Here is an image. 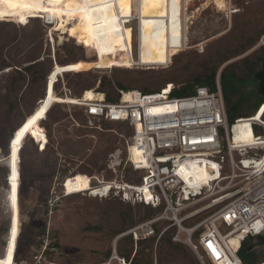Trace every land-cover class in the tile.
Returning <instances> with one entry per match:
<instances>
[{"label":"rangeland","instance_id":"rangeland-1","mask_svg":"<svg viewBox=\"0 0 264 264\" xmlns=\"http://www.w3.org/2000/svg\"><path fill=\"white\" fill-rule=\"evenodd\" d=\"M8 1L11 2L12 0ZM82 1L83 0H77L76 2ZM182 1L184 8L183 15L187 16L185 34L186 38L188 37L186 41V43H188L184 46L182 51L179 50L177 53L180 54L183 52L181 54H185L187 51H191L189 57L192 59V63H198L204 58V56L209 54V52L216 50L219 45V42L216 40L225 34L226 31L230 30L234 24L235 15L230 13V8L238 10L240 5H238V2L235 0H224L226 6L219 9L215 0H190L186 3L184 0ZM245 1L249 2L248 4L253 7V10H256L255 8L260 5H263V3H260L259 5L258 0ZM133 4H135V2H133ZM45 5L51 7L53 2L45 0ZM62 5L63 4L61 3V6ZM144 6L145 9L143 10V15L148 16L144 21V30L147 31L148 39H146V42L143 44L142 58L146 61H163L167 59V55H170L169 61H171V59L174 61L175 54L177 53H166V46L169 45V48H172L173 45L174 47L177 46L178 33H176L171 40L166 39V37L168 35V29L179 19L178 10L181 6L180 0H162V2L159 3H144ZM126 10L127 33L132 52L136 55L138 46L134 33L130 29L129 6H126ZM46 13L47 12L45 11L41 12L40 14H42V16H38L40 19L30 20L29 24H31V26L29 27V32H26V34L21 31L20 28L16 31L13 27H10L9 31L6 32L7 34L13 35L16 32L19 37L18 40L14 42L12 41V43L3 50L4 56L11 62L24 63L30 58L38 55H41V58H46L48 61H54L55 58L60 60L65 59V52L62 51L64 50L62 43H64V41L66 42L70 37L68 36V33L64 32L61 35L60 31L53 30L52 36L54 40L51 41V26L46 23ZM3 14L9 16L10 10H4ZM16 18L21 20L17 16ZM76 19L77 21H75ZM76 19L71 21L68 30L71 28H81L82 24L80 23L79 18ZM14 20L15 19L12 21ZM27 20L28 17L18 22L23 23ZM236 24H239L237 19ZM96 25L94 30L90 28V34L92 48H95V54H97L98 57H96L94 62L90 60L85 65V70L90 69L89 71L95 74L94 79H96V81L104 75L108 76L112 81L125 78L126 82L131 81L134 76H139L140 74H144V76L147 77L158 76L163 73L164 66L171 64L168 62L164 66L152 67H148L147 65L139 66L136 64L128 66L127 64H124L123 61L127 59L128 53L122 43L120 30L118 32L119 36L117 37L120 45L117 47V39L112 35L101 37L97 32ZM60 36H62L61 40ZM73 40L78 43L76 39ZM1 41L2 39H0V42ZM4 43L5 42L2 41L0 44ZM256 45L252 46L244 53L231 58L228 62H232L249 54L250 51L254 50ZM92 50L93 49L91 48H85L84 54L91 58L93 57ZM202 51L205 53H201ZM96 61L98 66L102 69L93 68L96 67V65H94L96 64ZM61 82V85H49L48 89L52 90L55 89V87H63L69 94L64 86L66 83L65 77L61 78ZM96 86L97 82L92 84V88L90 89H94ZM255 87L256 84L251 83L237 84L235 93L231 96L233 101H235L238 96L254 90ZM170 88H172V84H167L165 86L166 90ZM101 90L110 92L112 96L120 95L116 89L114 91L109 90L108 88ZM211 91H214V89ZM82 92V90H78L75 94L73 93L71 95L74 97H80ZM58 95L60 94L48 96V94L45 93V96L39 100L37 105H33V99L29 98L26 101V105L35 106L36 108L31 114H29L27 106L25 104L21 105L23 116L28 115L23 125L18 126L17 118L15 117L11 118L10 121H7L5 112L0 110L1 224L5 223L4 218L6 217L7 204L10 203L12 208L11 230L4 251L0 243V253L3 251V254L0 256V264H8L9 259L10 264H34L38 262V260H42V258H40V252L45 248L44 246L46 242L47 245L49 244L51 236L52 238L54 236V239H56L60 245L59 253L53 256L52 264H102L107 262L113 252L115 246L114 239H116L118 235H121L118 234L116 237L114 236L116 231H118L122 225L121 213L128 209V204L117 197H92L93 193L91 194L88 191L93 188V186L99 185V183L102 182V180H100L102 178L104 180H123L122 170L125 166L127 156V129L123 128L119 131L115 124L108 126L109 128H104L102 124L103 121L100 122L97 120H92L90 127H88V118L85 120L81 113L83 108L78 105L74 107V104L71 103L55 102L54 97ZM50 97H52V99H50ZM52 106L53 108L51 109ZM259 113H261V111ZM47 114L48 120L45 122V126L43 124L38 125L37 121L40 120V116L46 117ZM258 118L259 116L256 115L255 119ZM33 122H35L36 125L46 133V147L42 151L39 149L41 138L36 136L31 125L35 124ZM229 122H231V120H229ZM73 125L74 127L78 126L79 134L77 133L76 135H78L81 140L83 139L81 136L82 131L80 130L82 129L81 126L92 129L94 128L101 133L91 132L89 133V137H92L95 142L100 137L106 142V145H112L114 149L106 152L99 162L97 158H95L98 150H94V146H88L85 149V153L79 155V152L73 148L74 142L72 144L71 141L69 142L65 139L67 131L70 132L71 135H73V133L75 134ZM16 126H18L16 138L14 141H9L8 134L10 128ZM99 126L101 127L100 130L98 129ZM44 127L48 128V131H50L49 136ZM243 127H246V124H238L236 130H243ZM121 134L123 137H121ZM235 135L238 137V133ZM73 136L75 138V135ZM76 141L78 142L80 139H76ZM10 142L11 146L9 145ZM137 150L138 149L135 147L131 149L132 157L140 155ZM223 153H225L224 146ZM3 167H6V169L8 168L9 170L7 182L5 181L6 170H4ZM62 167L69 168V172L71 173V175L66 177L63 181L57 173L58 168ZM98 173L101 175L99 179L93 177ZM141 173L143 174L144 172ZM92 177L93 179H91ZM89 182L91 186H88ZM132 183L137 184L139 182L132 181ZM79 191L83 192L75 194L74 199H64L66 192L71 194ZM60 200L62 201L59 202ZM56 202L59 203L58 207H55ZM19 203L23 206H28L30 209L32 208V210L35 208L38 209L33 220L35 225L46 221L48 227L50 226V230L46 227V230H49V238L48 235L45 234V237H43L42 240L41 250L36 255H33V252L36 249L35 242L38 238L35 235L37 228L28 226V228H25L24 230L22 235L23 238L17 250V256H15L17 239L21 229ZM44 204L48 207L47 215L41 211ZM203 214L204 213L185 221L184 224L190 225L195 223L198 219L203 217ZM164 223L165 222H161L159 225H164ZM14 229L15 235H13ZM234 241L237 243V240L234 239ZM110 243L112 244V252L107 260L104 261L106 257L102 251L106 249L107 245ZM243 243H245V241H243ZM9 252H11L10 258ZM245 257L251 264H256L251 256L245 254ZM183 260L184 259L181 257L176 258L173 264H181L184 262ZM200 264L203 263L200 262ZM204 264H210V262L205 260Z\"/></svg>","mask_w":264,"mask_h":264},{"label":"trees","instance_id":"trees-1","mask_svg":"<svg viewBox=\"0 0 264 264\" xmlns=\"http://www.w3.org/2000/svg\"><path fill=\"white\" fill-rule=\"evenodd\" d=\"M235 1L238 2L240 8L232 12L235 15L234 24L232 25L230 30L226 31L225 34H223L218 38V40H216L217 42H219V45L217 46L215 51L209 52V54L204 56V58L198 63H192V59L189 57L191 51H187L185 54H181L183 52H181L180 54L177 53L175 54L176 56L174 55V61H172L171 59V64L164 66V64H167L169 62L170 55H167V59L163 61H146L142 58L143 44L146 42V39H148L147 31L144 30V21L145 18L148 17L143 15V10L145 9L144 0H131L129 6L130 29L134 33V37L138 46L136 55H134L132 52L130 40L127 33V14L124 16H120L118 11L119 6L113 4L112 10L109 12V19L111 20L112 18V12H115L116 15L119 16V19L116 21L115 25H104L102 28H97L96 24H98V22H93L89 26L82 25L79 29L71 28L65 32L68 33L70 39L62 43L64 48V50L62 51L65 52L64 60L55 58L54 61H48L46 60V58H41V55H38L36 57L30 58L24 63L11 62L7 57L4 56V48L8 47L12 43V41L14 42L19 39L16 32L14 33V35L7 34L6 32L9 31L10 27H13L16 31L20 28L21 31L26 34V32H29V27L31 26V24H29L30 20L40 19V17L38 16H42V14L37 16L29 15L30 17L28 16V20L26 22L20 23L18 21L21 20L17 19L14 14V10L20 4V0H12L11 2L8 0H0V39L5 42L4 44H0V110H3L5 112L7 121H10L11 118L15 117L17 118L18 126L23 125L28 115L23 116V112H21V105H26V101L29 98L33 99V105H37L39 100L43 96H45V93H47L48 96L61 94L63 92L62 87H55V89L49 90L48 86L51 84L54 86L57 84L61 85L62 77H65L66 83L64 84V86L66 87L70 95L73 93L75 94V92L78 90L84 91L86 89H90L92 88V84L97 82V86L96 88H94V90L104 93L105 100L112 102L117 101L120 95L118 94L117 96H112L110 92H106L101 89L108 88L112 91H114L115 89H137L141 92L148 93L158 91L161 88L165 89V86L167 84H172L173 88L171 89L169 94L175 97H182L193 94L197 86H207L209 87V89L215 90V80L218 75L228 121L231 120L232 123L235 118L254 115L260 104L264 103V44H259L260 37L264 35V0H258L259 5L260 3H263V5L256 7V10H253V7L249 5V2H246L245 0ZM133 2H135V4H133ZM61 3L63 4L62 6ZM65 4V0H61L59 3L60 7H63ZM6 9L10 10L9 16H5L3 14V11ZM125 11L127 13L126 8ZM10 19L15 20L12 21ZM236 19L237 21H239L238 25L236 24ZM103 23L99 24L103 25ZM95 25L97 32L101 37L111 35L114 36L118 41L116 43L117 47H119L120 45L117 38L119 36L118 32L120 30L122 43L127 49L128 53L127 59L123 61L124 64H127L128 66H132L131 64H137L139 66L147 65L148 67L162 65L164 66L163 73L159 74L158 76L150 77L144 76V74H140L139 76H134V78L129 82H126L125 78H120L112 81L108 78V76L104 75L96 81V79H94L95 74L89 71L90 69L85 70V65L88 61L92 60L94 62L96 60V54L94 48H92V39L90 34L91 29L94 30ZM113 27L118 29V32L112 31ZM101 33H103V35H101ZM73 39H76L78 43L74 42ZM70 41H72L73 43ZM255 45L256 47L254 48V50L250 51L249 54H246L245 56L232 62H228L231 58L244 53L249 48ZM172 47H174V45ZM85 48L93 49V57L89 58L84 54ZM203 52L204 51H202L201 53ZM54 62L63 74L60 75L58 73ZM96 68L102 69L98 66L97 61ZM240 83L256 84V87L254 90L244 95L238 96L237 99L233 101L231 96L235 93L237 84ZM26 106L29 110V114H31L36 108L35 106ZM53 106L51 107V109L53 108ZM74 107H76V105H74ZM82 110L81 113L83 115V118L86 120L88 116L86 115L84 110ZM262 119H264V113L262 115ZM47 120L48 114L46 117L40 116V120L37 121V123L38 125L43 124L45 126V122ZM243 120L247 119H242L241 121ZM102 124L104 128H109L108 126H112L113 124H115L119 131H121V129L123 128L127 129V136H130L132 134V128L128 125L127 122L123 121L114 123L103 120ZM18 126L10 128L8 134L9 141L13 135L14 136L12 139L13 141L15 140L18 133ZM77 127L78 126L73 128V130L75 131V134L73 133V135H75V138L73 135H71L70 132L65 130L67 131L65 139H67L69 142L71 141L72 144L74 142L73 148L79 152V155H83L85 153V149L88 146H94V150H98L96 154L97 157L95 156V158H97L99 162L106 152L112 151L114 149L112 145H106V142L103 141L100 137L96 142L92 139V137H89V133L91 132L101 133L94 128L92 129L81 126V136L83 137V139L81 140V138L76 135L79 131ZM44 129L47 130V135L49 136L50 131H48V128L44 127ZM235 132L238 133L236 129ZM249 138L251 137L249 136ZM76 139H80V141L77 142ZM133 158L135 160H139L141 156L137 155ZM3 169L6 170L5 181L7 182L9 170L8 168L6 169V167H3ZM122 171L123 180L129 182L141 181L140 175L142 173L134 171L130 162L125 163ZM57 173L59 177L62 178V181L66 177L71 175V173L69 172V168L67 167L58 168ZM93 177L99 178L101 177V175L98 173ZM93 177L91 179H93ZM88 186H91L90 182L88 183ZM75 194L80 193L66 194L64 196V199L72 200L75 198ZM92 197L98 196L92 195ZM61 201L62 200H60L59 202ZM126 203L128 204V209L121 213L122 225L119 230L116 231L114 235L115 237L118 234H122L123 232L132 228L133 226L152 218L162 209V205L153 208L150 205L142 202L135 204H131L130 202ZM58 205L59 203L56 202L55 207H58ZM41 211L42 213L47 215V205L44 204ZM37 212L38 209L35 208L32 210V208L30 209L28 206H23L21 203H19L21 229L19 237L17 239L15 256H17V250L23 238L22 235L24 233V230L25 228H28V226L37 228L35 235L38 238L35 242L36 249L33 252V255H36L41 250L42 240L43 237H45V234H47L49 238L48 232L50 230V226L48 227L46 221L38 225H35L33 223ZM11 218L12 209L10 203H8L6 206V217L4 218L5 223L1 224L0 222V243L2 245L3 251L8 242V236L11 227ZM161 222H165L164 225H159V223ZM168 224H170V221H157L154 224L153 235L147 237H139L135 241L131 234L118 235V237L114 239L117 254L125 258L126 260H130V264H173L175 259L179 257L184 259V262L181 264H200L197 256L187 245L172 240L173 234L176 230L175 226H170L158 237L163 227ZM46 227H48V231L46 230ZM50 239L51 241L49 242V244L45 246V248L40 252V258H42V260H38V262L34 264L53 263V256L59 253L60 245L58 244L56 239H54V236L53 238L51 236ZM234 239L232 238L230 240L233 246L237 244ZM263 244L264 238L259 236L258 234L249 236L245 240V243L242 242L241 246L236 250L238 257L240 256L239 259L241 263L251 264L245 257V254H247L254 259L256 264H259L260 261V263L264 264V252L262 251ZM3 251L2 253H0V256L3 254ZM102 252L106 257L104 261H106L112 252V244L110 243L109 245H107L106 249H104ZM210 264L212 263L210 262Z\"/></svg>","mask_w":264,"mask_h":264},{"label":"built area","instance_id":"built-area-1","mask_svg":"<svg viewBox=\"0 0 264 264\" xmlns=\"http://www.w3.org/2000/svg\"><path fill=\"white\" fill-rule=\"evenodd\" d=\"M230 9V13L236 10ZM259 44H264V35ZM215 81L214 91L197 86L193 94L182 97L170 96L172 85L168 90L148 93L118 90L120 97L112 102L106 101L103 93L102 99H78L71 104L83 108L88 127L92 120H106L124 121L132 128L126 140V162L134 171L144 172L135 184L142 191L127 186L117 194L114 179H110L103 181L106 184L99 186L96 194L131 204L142 202L153 208L162 205L158 214L121 235L131 234L134 241L151 236L154 224L167 220L170 224L158 237L175 226L172 240L187 245L201 263L208 260L212 264H242L237 248L249 236L259 234L264 225V103L254 115L235 118L231 123L218 75ZM242 119L249 121L251 138L236 140L235 129ZM132 147L138 149L139 160L132 157ZM200 166L210 174L205 181L191 172ZM202 213L195 223L184 224ZM234 236L238 239L235 246L230 242ZM213 248L218 256L213 254ZM105 264H130V260L119 256L114 246Z\"/></svg>","mask_w":264,"mask_h":264},{"label":"bare ground","instance_id":"bare-ground-1","mask_svg":"<svg viewBox=\"0 0 264 264\" xmlns=\"http://www.w3.org/2000/svg\"><path fill=\"white\" fill-rule=\"evenodd\" d=\"M61 0H59L58 3H53V5H51V7H48L45 5V0H20V4L18 5V7L14 10V14L15 16H17L18 18L21 19V17H23V19L27 18L29 15H40L41 12H44V9H48L45 15V17L47 18L46 23L50 24L51 26V41L54 40L53 36H52V31L53 30H58L60 31V34L62 35L64 32H66L68 30L69 24H71V21L79 18V21L82 25L85 26H89L90 24H92L93 22H98V23H103V19H102V14H98L95 12H90L91 15V21L89 20L88 14H86L84 11H81V9L85 8V5L83 4V2H76L77 0H68L66 1V4L63 7H60L59 3ZM190 0H184V2H188ZM48 3V2H47ZM183 1L180 0V4L181 6L179 7V19L177 22H175L173 25H171V27L168 29V35L166 37V39L171 40L173 38V36L178 33V44L176 47H172L169 48V45L166 46V53H177L179 52V50H182L184 48V46L188 43H186L187 38H186V34H185V27H186V21H187V16L183 15V5H182ZM215 3L217 5V7L219 9H222L223 7L226 6V2L224 0H215ZM50 4V3H49ZM101 5L99 4H92L89 5L88 8L89 10L92 8H96V7H100ZM45 14V13H44ZM77 21V19L75 20ZM50 32V31H49ZM188 33V32H187ZM62 36H60V40H61ZM94 51L96 53V50L94 48ZM96 57H98V55L96 54ZM55 63V62H54ZM96 65V64H94ZM56 69L58 71V73L61 75L63 74L62 71L59 69V67L56 65ZM96 68V67H93ZM63 92L54 97L55 102H61V103H77L79 100H84V101H90V100H94V99H102L103 98V93L102 92H97L94 89H86L82 92L80 97H74L71 96L70 94H68L66 92V90L62 87ZM50 99H52V97H50ZM261 113H258L257 116H260ZM239 124H246V127L243 128V130H236L238 131V137H236L235 135V139H250L249 136L252 134L251 133V127L249 124L248 120H243L241 121ZM34 132L36 134V136L41 138V142L39 143V149L42 151L44 150V147L46 145V133L44 131L41 130L40 127H38L36 124H31ZM248 137V138H247ZM251 137V136H250ZM133 148V147H132ZM131 148V149H132ZM130 149V151H131ZM192 174L195 177L198 178H202L204 179V181L206 180V178L210 177V174L207 170H205L203 167H196L195 169H192ZM188 173V172H187ZM102 180V182L99 183V185L93 186V188L89 189V192L92 195L98 196L96 193H98L97 188L99 186H102L106 183H104ZM187 181L191 184V179L187 178ZM113 190L115 192H117V194L122 191V189L124 187L127 186H136L138 188V191L141 192L142 190L139 189V185H135L132 182L129 181H123L121 179H114L113 180ZM108 187L106 186L104 188V190H106ZM66 194H68L66 192ZM65 194V195H66ZM232 238L236 239L237 236H234ZM231 238V239H232ZM230 239V240H231ZM105 264V263H102ZM262 264V263H260Z\"/></svg>","mask_w":264,"mask_h":264},{"label":"snow or ice","instance_id":"snow-or-ice-1","mask_svg":"<svg viewBox=\"0 0 264 264\" xmlns=\"http://www.w3.org/2000/svg\"><path fill=\"white\" fill-rule=\"evenodd\" d=\"M50 2L58 3L59 0H50ZM130 2L131 0H83V4L85 5V8L81 9V11H84L86 14H88L90 21H91L90 12L102 14V19L104 23L103 25L99 23L97 24V28H102L104 25H115L116 21L119 19V16H117L115 12H112V18L111 20L109 19V12L112 10L113 4H116L119 6V9H118L119 15L124 16L127 14L125 11V8L126 6H130ZM159 2H162V0H144L145 4L159 3ZM92 4H99L101 6L92 8L89 10L88 6ZM44 10L47 11L48 9H44ZM21 20H23V17H21ZM112 31L118 32V29L113 27ZM101 35H103V33H101ZM213 167H215V165H213ZM13 235H15V229L13 230ZM209 247L212 248V245L209 244ZM213 254L217 256L219 255L218 253H216L214 248H213ZM10 257H11V252H9V258ZM8 264H10V259H9Z\"/></svg>","mask_w":264,"mask_h":264},{"label":"water","instance_id":"water-1","mask_svg":"<svg viewBox=\"0 0 264 264\" xmlns=\"http://www.w3.org/2000/svg\"><path fill=\"white\" fill-rule=\"evenodd\" d=\"M14 136V135H13ZM13 136L11 137V139L10 140H13L12 138H13ZM10 146H11V142H10V144H9ZM11 152V151H10ZM9 156H10V153H9ZM8 156V157H9ZM8 164V163H7ZM8 197V196H7ZM9 198V197H8ZM12 209V208H11ZM11 230V229H10ZM259 236H261V237H263L264 238V225L262 226V228H261V230H260V233L258 234ZM115 242V241H114ZM262 251L264 252V244H263V246H262ZM261 262V261H260ZM260 262H259V264H260Z\"/></svg>","mask_w":264,"mask_h":264},{"label":"clouds","instance_id":"clouds-1","mask_svg":"<svg viewBox=\"0 0 264 264\" xmlns=\"http://www.w3.org/2000/svg\"><path fill=\"white\" fill-rule=\"evenodd\" d=\"M81 192H83V191H79V192H77V193H81ZM89 192V191H88ZM99 197V196H98Z\"/></svg>","mask_w":264,"mask_h":264}]
</instances>
